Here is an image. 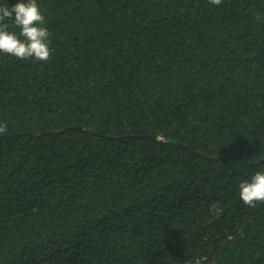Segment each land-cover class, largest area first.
I'll return each instance as SVG.
<instances>
[{"label":"trees","instance_id":"trees-1","mask_svg":"<svg viewBox=\"0 0 264 264\" xmlns=\"http://www.w3.org/2000/svg\"><path fill=\"white\" fill-rule=\"evenodd\" d=\"M37 4L50 59L0 53V264H264V203L239 197L264 169V0Z\"/></svg>","mask_w":264,"mask_h":264},{"label":"clouds","instance_id":"clouds-1","mask_svg":"<svg viewBox=\"0 0 264 264\" xmlns=\"http://www.w3.org/2000/svg\"><path fill=\"white\" fill-rule=\"evenodd\" d=\"M212 5H220L222 0H209ZM257 19L260 16L257 15ZM9 23L19 29V33L9 30ZM37 0H17L9 6L0 5V53L19 60L47 62L50 59V33ZM7 132L6 123H0V135ZM239 197L249 207L264 203V169L256 171L250 181L239 184ZM217 214L222 211L217 202L210 205Z\"/></svg>","mask_w":264,"mask_h":264}]
</instances>
